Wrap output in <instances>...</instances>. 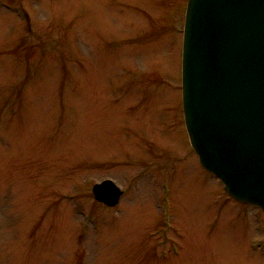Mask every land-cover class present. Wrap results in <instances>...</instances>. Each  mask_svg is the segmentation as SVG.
Segmentation results:
<instances>
[{
  "label": "rangeland",
  "instance_id": "obj_1",
  "mask_svg": "<svg viewBox=\"0 0 264 264\" xmlns=\"http://www.w3.org/2000/svg\"><path fill=\"white\" fill-rule=\"evenodd\" d=\"M186 4L0 0V264H264L185 130Z\"/></svg>",
  "mask_w": 264,
  "mask_h": 264
},
{
  "label": "water",
  "instance_id": "obj_2",
  "mask_svg": "<svg viewBox=\"0 0 264 264\" xmlns=\"http://www.w3.org/2000/svg\"><path fill=\"white\" fill-rule=\"evenodd\" d=\"M182 110L201 166L234 200L264 212V0H188ZM115 207L111 181L92 187Z\"/></svg>",
  "mask_w": 264,
  "mask_h": 264
}]
</instances>
